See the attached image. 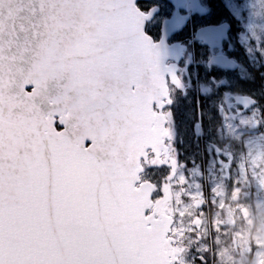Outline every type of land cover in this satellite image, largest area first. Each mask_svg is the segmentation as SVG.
<instances>
[{
	"label": "snow or ice",
	"instance_id": "6c2138e0",
	"mask_svg": "<svg viewBox=\"0 0 264 264\" xmlns=\"http://www.w3.org/2000/svg\"><path fill=\"white\" fill-rule=\"evenodd\" d=\"M0 264H264V0H0Z\"/></svg>",
	"mask_w": 264,
	"mask_h": 264
}]
</instances>
